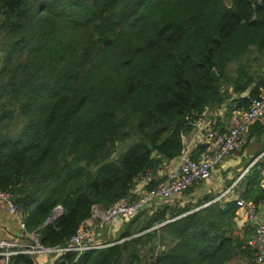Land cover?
<instances>
[{
    "label": "trees",
    "instance_id": "16d2710c",
    "mask_svg": "<svg viewBox=\"0 0 264 264\" xmlns=\"http://www.w3.org/2000/svg\"><path fill=\"white\" fill-rule=\"evenodd\" d=\"M256 53L264 0H0V189L45 246H63L94 206L130 196L149 170L182 157L184 135L207 112L248 109L264 86ZM260 178L255 170L242 193L256 205ZM146 209L124 240L54 264H231L236 201Z\"/></svg>",
    "mask_w": 264,
    "mask_h": 264
},
{
    "label": "built area",
    "instance_id": "2783aa9c",
    "mask_svg": "<svg viewBox=\"0 0 264 264\" xmlns=\"http://www.w3.org/2000/svg\"><path fill=\"white\" fill-rule=\"evenodd\" d=\"M256 122L264 124V88L260 96L253 99L248 109L233 114L226 131L207 129L205 142L209 153L206 157L196 160L183 155L177 172L172 173L169 181L150 188L148 185L153 180L154 170H149L134 186L130 196L119 199L107 208L101 205L94 206L91 217L63 246H45L38 231L32 232L30 242L22 247H17L13 241L0 239V264H9L11 257L18 254L62 256L67 252L82 254L88 250L100 248L96 234L106 226H113L112 230H114L116 224L136 217L154 200L162 199L172 206V199L176 195L209 179L215 167L223 164L234 152L242 150L248 141L249 128ZM230 190L231 188L226 189L222 195L229 194ZM0 200L7 205L12 214L19 217L22 226H25L28 212L15 201L14 194L0 189ZM236 204L239 211H244V216L255 225L249 246L257 264H264V223L256 219L258 206L240 196H236ZM61 214L62 208L58 206L53 218ZM151 261L155 262V256L151 258Z\"/></svg>",
    "mask_w": 264,
    "mask_h": 264
},
{
    "label": "crops",
    "instance_id": "0c3cea01",
    "mask_svg": "<svg viewBox=\"0 0 264 264\" xmlns=\"http://www.w3.org/2000/svg\"><path fill=\"white\" fill-rule=\"evenodd\" d=\"M254 57L258 59L254 64L256 68L255 77L263 83L264 55L256 53L254 54ZM263 87L264 86H260V89H263ZM229 89L232 90L231 85L229 86ZM250 90L251 86L243 95H249ZM242 111H245V109L234 107L232 114H229L226 112V107L222 106L219 109L213 110V112L211 110L207 112L206 116L200 118L194 123L190 133L184 135V153L186 151V154L184 155L190 157L191 155H197L200 152L199 146L204 145L205 149L198 159L206 157L209 153L205 142L207 129L211 128L226 131L229 128V122H231L233 114ZM262 125L264 126V124ZM252 126L253 125H251L250 128ZM182 157L180 155L175 159L168 161L165 159L163 162L159 163L157 168L153 169L152 178L154 182L156 184L168 182L172 173L177 172ZM229 160H234V166L223 169L222 164L218 165L212 171L209 179L201 181L184 193L176 195L172 199L173 206L179 209L184 207L188 208L189 210L186 213L196 211L200 208L209 206L212 203H218L225 206L229 201H236V196L243 197L242 193L247 189L248 178L255 170L260 171V184L264 187V129L263 132L259 133L258 128L253 126L251 128V133L249 134L248 144L243 147L241 151L234 152ZM230 188L231 190L229 194L222 195L226 189ZM206 196H210L209 199L200 204ZM163 204H165V201L162 199L154 200L144 208H147V212L151 213L156 207L162 206ZM257 206L258 211L256 219L257 221L264 223V201ZM132 219H129L128 221H131ZM125 224L126 222L123 221L120 224H116L114 230H112L113 226H106L104 229L100 230L96 234L97 241L101 245L100 248L124 240L123 238L119 239V236L122 229L125 227ZM233 224L234 226L232 227V230L234 231V243L238 246L233 259L231 260V264H248L254 260L249 241L254 233L255 225L244 216V211H239V209L236 211ZM32 232L34 231H30L27 228V221L26 225L22 226L19 217L12 214L7 205L0 200V239L13 241L17 244V247H22L30 242ZM163 248L164 246L162 245V249ZM60 257L61 256L51 254L40 255L37 256L35 264H54V262Z\"/></svg>",
    "mask_w": 264,
    "mask_h": 264
},
{
    "label": "water",
    "instance_id": "95a60500",
    "mask_svg": "<svg viewBox=\"0 0 264 264\" xmlns=\"http://www.w3.org/2000/svg\"><path fill=\"white\" fill-rule=\"evenodd\" d=\"M151 147V146H150ZM234 164H235V162H234V160H226V161H224V163L222 164V167H223V169H226L227 167H230V166H234ZM54 218H53V216L52 217H50L48 220H47V222H50V221H52Z\"/></svg>",
    "mask_w": 264,
    "mask_h": 264
},
{
    "label": "rangeland",
    "instance_id": "374dc122",
    "mask_svg": "<svg viewBox=\"0 0 264 264\" xmlns=\"http://www.w3.org/2000/svg\"><path fill=\"white\" fill-rule=\"evenodd\" d=\"M229 0H226V2H228ZM22 122V120L21 119H18L17 117L15 118V125L18 127L19 126V124ZM229 123H231V122H229ZM126 223L127 222H129V221H125ZM157 227V226H156ZM161 244H159L158 243V245H157V251L156 252H159V250H161L162 249V245L160 246Z\"/></svg>",
    "mask_w": 264,
    "mask_h": 264
}]
</instances>
